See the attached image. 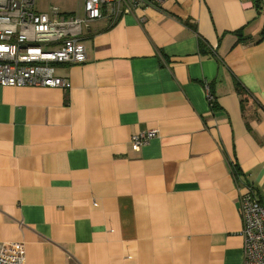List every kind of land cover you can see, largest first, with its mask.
Here are the masks:
<instances>
[{
    "label": "crops",
    "instance_id": "0c3cea01",
    "mask_svg": "<svg viewBox=\"0 0 264 264\" xmlns=\"http://www.w3.org/2000/svg\"><path fill=\"white\" fill-rule=\"evenodd\" d=\"M82 42L66 90L0 86V243L25 264H243L245 183L264 204L260 1L166 0Z\"/></svg>",
    "mask_w": 264,
    "mask_h": 264
},
{
    "label": "built area",
    "instance_id": "2783aa9c",
    "mask_svg": "<svg viewBox=\"0 0 264 264\" xmlns=\"http://www.w3.org/2000/svg\"><path fill=\"white\" fill-rule=\"evenodd\" d=\"M166 0H81L82 11L64 12L55 5L41 12L36 0H0V86L69 88L57 73L59 65L80 64L87 59L82 42L92 24L107 17L115 21L137 7H158ZM264 9V0H259ZM209 104L213 96L207 93ZM156 129L139 131L129 139L139 150ZM239 210L242 220L243 264H264V204L251 183L244 184ZM0 264H25L22 243H0Z\"/></svg>",
    "mask_w": 264,
    "mask_h": 264
},
{
    "label": "rangeland",
    "instance_id": "374dc122",
    "mask_svg": "<svg viewBox=\"0 0 264 264\" xmlns=\"http://www.w3.org/2000/svg\"><path fill=\"white\" fill-rule=\"evenodd\" d=\"M51 5H55L64 12L78 11L81 13L82 11L81 0H36L35 9L46 12Z\"/></svg>",
    "mask_w": 264,
    "mask_h": 264
},
{
    "label": "trees",
    "instance_id": "16d2710c",
    "mask_svg": "<svg viewBox=\"0 0 264 264\" xmlns=\"http://www.w3.org/2000/svg\"><path fill=\"white\" fill-rule=\"evenodd\" d=\"M232 170H233V172H234V174H235V177L238 178L240 172H239L237 166L233 164V165H232ZM253 190H254V192L258 195V193H257V191H256V189H255L254 187H253ZM258 197H259V195H258ZM259 201L261 202L260 198H259Z\"/></svg>",
    "mask_w": 264,
    "mask_h": 264
}]
</instances>
